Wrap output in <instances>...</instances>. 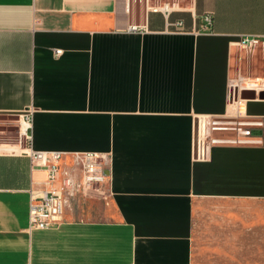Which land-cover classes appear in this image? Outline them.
Segmentation results:
<instances>
[{"label":"crops","instance_id":"0c3cea01","mask_svg":"<svg viewBox=\"0 0 264 264\" xmlns=\"http://www.w3.org/2000/svg\"><path fill=\"white\" fill-rule=\"evenodd\" d=\"M162 4L0 0V264H194L199 201L264 200V91L241 93L260 142L197 145L203 121L234 120L232 79L264 77L239 46L264 38V0H189L168 18ZM27 111L33 150L66 154L63 169L105 159L109 219L29 228L48 173L19 139Z\"/></svg>","mask_w":264,"mask_h":264},{"label":"built area","instance_id":"2783aa9c","mask_svg":"<svg viewBox=\"0 0 264 264\" xmlns=\"http://www.w3.org/2000/svg\"><path fill=\"white\" fill-rule=\"evenodd\" d=\"M179 1L164 2L156 5L153 10L160 11L168 18L174 8H178ZM204 21L212 24V15L205 14ZM179 25V24H177ZM137 31V28H134ZM264 40L253 36H241L239 46L245 52L252 50ZM249 57V56H248ZM230 83L228 100L234 106L235 116L232 121H203L197 134V145L200 158L207 156L208 148L212 145H249L260 142L253 130L262 127V121L248 118L245 113V100L241 98L244 91L256 93L264 91V77H249L241 73ZM32 111H27L19 122V139L23 141L28 150L32 162L46 168L48 173L47 189L41 194L32 192L30 207V229L47 230L58 227L64 222V215L71 204V200L79 193L96 189L100 191L106 184V161L97 153L74 154V166L71 169H63L61 161L66 155L61 152H41L32 148ZM77 171L79 174H77Z\"/></svg>","mask_w":264,"mask_h":264},{"label":"rangeland","instance_id":"374dc122","mask_svg":"<svg viewBox=\"0 0 264 264\" xmlns=\"http://www.w3.org/2000/svg\"><path fill=\"white\" fill-rule=\"evenodd\" d=\"M178 1L184 5L189 0ZM245 55H252V66L254 60L258 73L264 76V40ZM243 65L248 67V60ZM67 211L94 220L109 219L112 204L107 187L79 193ZM193 238L194 264H264V200L199 201L194 211Z\"/></svg>","mask_w":264,"mask_h":264},{"label":"bare ground","instance_id":"6f19581e","mask_svg":"<svg viewBox=\"0 0 264 264\" xmlns=\"http://www.w3.org/2000/svg\"><path fill=\"white\" fill-rule=\"evenodd\" d=\"M231 82H233L234 83V80L232 79V81Z\"/></svg>","mask_w":264,"mask_h":264},{"label":"water","instance_id":"95a60500","mask_svg":"<svg viewBox=\"0 0 264 264\" xmlns=\"http://www.w3.org/2000/svg\"><path fill=\"white\" fill-rule=\"evenodd\" d=\"M243 93V92H242Z\"/></svg>","mask_w":264,"mask_h":264}]
</instances>
